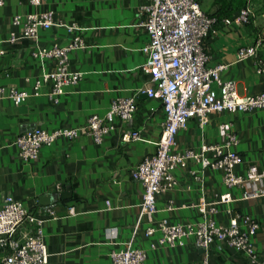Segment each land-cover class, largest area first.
I'll use <instances>...</instances> for the list:
<instances>
[{
	"label": "crops",
	"instance_id": "1",
	"mask_svg": "<svg viewBox=\"0 0 264 264\" xmlns=\"http://www.w3.org/2000/svg\"><path fill=\"white\" fill-rule=\"evenodd\" d=\"M147 2L43 0L36 5L31 0H4L0 6V47L4 50L0 54V86L23 89L30 96L19 105L9 98L0 100V204L13 196L46 217L43 228L49 264H111V251L131 241L146 251L144 264H205L206 257L209 264H249L245 253L225 243H215L206 250L192 237L184 246L152 248L157 233L145 236L146 224L134 233L145 188L132 177V170L156 151L165 118L162 101L145 92L151 84L150 75L142 68L146 61L143 47L149 35L140 22L144 19L142 6ZM201 3L208 12L227 17L241 9L216 11L217 7L208 1ZM48 10L54 11L57 22H74L80 29L69 31L55 24L41 29L37 39L7 41L13 31L21 32V26L13 24L15 15L25 17ZM261 12L260 16L253 12L249 23L219 24L216 32L204 40L208 66L227 64L222 78L235 80L242 95H255L264 89V77L256 72V58L237 57L239 47L259 39L263 40L264 54V9ZM77 34L87 45L71 51L69 56L71 69L84 72L81 80L67 87L58 101L50 95L51 83H45L35 94L34 83L42 64L33 51L37 46L67 44ZM57 63V59L50 58L44 66L51 70ZM118 97H134L137 110L126 122L117 118L116 128L102 143L83 133L73 139L60 137L51 146H43L34 160L20 157L15 144L19 134L35 127L54 130L82 126L91 115L103 114ZM126 130L139 132L141 138L123 140ZM229 132L239 138L237 150L242 159L235 171L243 174L251 165L264 171V110L212 113L204 125L196 118L190 119L178 132L174 149L197 150L202 143H222ZM193 170L202 180L195 178ZM174 174L176 186L157 196L158 219L199 222L203 219L199 204L215 202L218 194L229 190L222 170L203 169L194 160L176 168ZM259 186L264 191V178ZM67 187L72 197L64 199L62 192ZM231 191L237 199L216 204L218 212L214 216L222 224H228L233 215L256 218L259 229L255 247L264 258V193L241 200V188ZM27 231L24 223L16 237L22 239ZM5 253L0 249V264Z\"/></svg>",
	"mask_w": 264,
	"mask_h": 264
},
{
	"label": "built area",
	"instance_id": "2",
	"mask_svg": "<svg viewBox=\"0 0 264 264\" xmlns=\"http://www.w3.org/2000/svg\"><path fill=\"white\" fill-rule=\"evenodd\" d=\"M43 0H31L40 4ZM4 0H0V6ZM144 19L140 25L149 35V41L143 47L146 61L142 68L151 77V84L145 92L151 98L162 101L165 118L156 151L146 155L132 170V177L144 185L143 199L139 204V219L134 227L137 233L141 224H146L145 236L157 235L151 243L157 246H184L188 238L209 250L215 243H225L236 248L247 256L249 264H264L256 251L255 235L259 222L250 214L233 215L228 224L219 223L218 203H231L234 197L232 189L241 188V200L261 196L264 191L259 186L264 178V171L257 165H251L243 173L235 171L241 162L237 150L239 138L236 133L229 132L222 143H202L195 150H175L176 136L185 128L190 119H198L204 125L212 113L253 112L264 110V89L255 95H242L233 79L222 78V71L227 64L219 63L208 66L209 56L204 48V40L216 32L219 24H232L234 21L249 23L252 11L249 6L239 10L233 17L210 13L205 10L200 0H148L142 6ZM13 24L21 26V32L13 31L7 41L14 42L20 37L37 39L41 29L52 25L65 26L69 31L80 29L72 22H57L52 10L33 12L13 17ZM84 38L77 34L67 44L54 46H37L33 56L42 64V72L34 83V93L39 94L45 83H51V96H59L66 88L77 84L84 72L72 70L70 52L86 46ZM263 40L238 48L239 60L256 58V72L264 77V54L261 53ZM4 50L0 47V54ZM55 58L58 63L54 69L45 68L46 60ZM30 93L15 87L0 86V100L11 99L14 104H21ZM137 110L134 97H118L113 99L103 114L91 115L86 124L75 127H60L48 130L35 127L19 134L15 140L19 155L24 161L36 159L43 146H51L58 138L73 139L80 134L90 136L94 142L102 143L106 135L116 128V119L126 122ZM140 139L139 132L126 130L123 140ZM209 154V155H208ZM189 160L198 162L203 169L213 168L223 171V182L229 189L218 194L215 202L199 204L203 219L199 222L174 223L167 217L157 218V196L177 184L174 171L178 167H186ZM196 179L202 177L193 170ZM60 188V186H58ZM110 205V201H107ZM71 212L75 213L74 208ZM46 217L31 210L13 196H7L0 204V249L6 250L3 264H49V251L44 239L43 224ZM27 223V234L19 239L16 234L21 225ZM116 233L114 229L113 234ZM111 264H144L147 253L135 247L132 241L123 248H115L110 253ZM205 264L209 260L205 258Z\"/></svg>",
	"mask_w": 264,
	"mask_h": 264
},
{
	"label": "rangeland",
	"instance_id": "3",
	"mask_svg": "<svg viewBox=\"0 0 264 264\" xmlns=\"http://www.w3.org/2000/svg\"><path fill=\"white\" fill-rule=\"evenodd\" d=\"M206 1L212 4V6L217 7L216 11L224 10L225 12H228L231 10H235V9L237 10L239 8H243V6H249L251 8L252 15L253 12H255L257 16L258 15L260 16L262 13L261 11L264 9V0H206Z\"/></svg>",
	"mask_w": 264,
	"mask_h": 264
},
{
	"label": "water",
	"instance_id": "4",
	"mask_svg": "<svg viewBox=\"0 0 264 264\" xmlns=\"http://www.w3.org/2000/svg\"><path fill=\"white\" fill-rule=\"evenodd\" d=\"M62 197L64 199L72 197V190L70 187H67L66 190L62 192ZM204 249H206V248H204Z\"/></svg>",
	"mask_w": 264,
	"mask_h": 264
},
{
	"label": "trees",
	"instance_id": "5",
	"mask_svg": "<svg viewBox=\"0 0 264 264\" xmlns=\"http://www.w3.org/2000/svg\"><path fill=\"white\" fill-rule=\"evenodd\" d=\"M214 13H216V12H214ZM217 14L221 15L220 13H217Z\"/></svg>",
	"mask_w": 264,
	"mask_h": 264
}]
</instances>
